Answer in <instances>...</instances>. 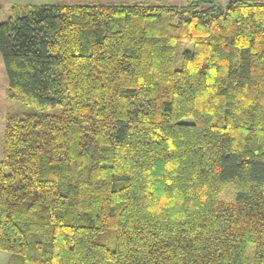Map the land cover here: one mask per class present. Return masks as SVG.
<instances>
[{"label":"trees","instance_id":"obj_1","mask_svg":"<svg viewBox=\"0 0 264 264\" xmlns=\"http://www.w3.org/2000/svg\"><path fill=\"white\" fill-rule=\"evenodd\" d=\"M144 3L0 22L8 264H264V1Z\"/></svg>","mask_w":264,"mask_h":264},{"label":"rangeland","instance_id":"obj_2","mask_svg":"<svg viewBox=\"0 0 264 264\" xmlns=\"http://www.w3.org/2000/svg\"><path fill=\"white\" fill-rule=\"evenodd\" d=\"M136 2L138 0H0V22L6 20L9 16L13 15L18 7L24 8L25 6H35L42 4H81V5H95L106 4L111 2ZM144 5L166 3L169 5L183 6L188 3L189 0H143ZM226 0H223L225 2ZM264 1V0H254ZM7 73L3 62L2 55L0 53V148H3L4 144V128L5 117L7 113H29L34 111L33 107L23 104L17 99H10L6 95L7 88ZM11 254L6 251L0 252V264H8Z\"/></svg>","mask_w":264,"mask_h":264},{"label":"crops","instance_id":"obj_3","mask_svg":"<svg viewBox=\"0 0 264 264\" xmlns=\"http://www.w3.org/2000/svg\"><path fill=\"white\" fill-rule=\"evenodd\" d=\"M6 95H7V88H6ZM2 156H3V148H0V159L2 158Z\"/></svg>","mask_w":264,"mask_h":264},{"label":"water","instance_id":"obj_4","mask_svg":"<svg viewBox=\"0 0 264 264\" xmlns=\"http://www.w3.org/2000/svg\"><path fill=\"white\" fill-rule=\"evenodd\" d=\"M231 3V1L229 2V4Z\"/></svg>","mask_w":264,"mask_h":264}]
</instances>
